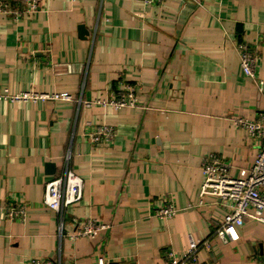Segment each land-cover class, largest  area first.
Masks as SVG:
<instances>
[{"label": "crops", "instance_id": "crops-1", "mask_svg": "<svg viewBox=\"0 0 264 264\" xmlns=\"http://www.w3.org/2000/svg\"><path fill=\"white\" fill-rule=\"evenodd\" d=\"M39 0V10L12 20L0 15V92L67 93L106 99L121 79L139 83L137 106L78 110L74 101L0 102V264H164L188 236L206 241L200 264H258L264 224L245 220L238 240L215 235L225 210L206 199L202 157L249 169L256 142L234 119L264 111V0ZM235 40L256 45L261 91L241 71ZM91 125L115 129L92 146ZM69 169L83 181L67 208L63 232L76 221L109 224L94 240L58 238V214L42 204L45 185ZM172 199L177 212L153 211ZM21 204L24 222L3 216Z\"/></svg>", "mask_w": 264, "mask_h": 264}, {"label": "built area", "instance_id": "built-area-1", "mask_svg": "<svg viewBox=\"0 0 264 264\" xmlns=\"http://www.w3.org/2000/svg\"><path fill=\"white\" fill-rule=\"evenodd\" d=\"M144 5L160 6L165 0H140ZM197 4L195 0H185ZM39 10V0H0V15L14 21ZM234 48L238 55L243 75L254 82L261 91L262 83L256 76L259 59L256 45H248L243 40H235ZM141 90L139 83H129L119 80L109 96L104 100L84 101L81 97L73 99L67 93H36L33 91L10 93L7 89L0 92V102L28 103L45 101H74L78 110L93 106L112 107L115 110L134 108L137 106V94ZM234 123L244 130L248 137L256 142L257 153L252 166L239 171L237 176L231 175V165L220 157L208 153L202 157L200 170L203 183L199 192L198 206H204L206 199L225 210L222 222L215 230V235L223 242L226 239L238 240L236 228L245 220L264 224V111H258L254 120L244 118L234 119ZM89 130L84 133L92 146L107 144L113 141L115 129L108 125L87 124ZM70 151L66 154L65 170L61 176L55 177L45 185L42 204L56 212L59 217L58 238L64 236L70 241L79 238L94 240L102 231L110 228L109 224L96 219L76 221L70 233L63 232V218L67 208L78 203L82 198L83 181L69 169ZM4 218L10 221L24 222L26 209L21 204H8L3 207ZM177 210L172 199H166L163 206L153 211V216L162 219H172ZM206 241L196 240L188 236L187 248L181 255L172 250L164 251V264H200L198 252L207 247ZM30 264H53L51 261L33 260ZM96 264H111L106 258H98ZM258 264H264V254Z\"/></svg>", "mask_w": 264, "mask_h": 264}, {"label": "rangeland", "instance_id": "rangeland-1", "mask_svg": "<svg viewBox=\"0 0 264 264\" xmlns=\"http://www.w3.org/2000/svg\"><path fill=\"white\" fill-rule=\"evenodd\" d=\"M239 41V40H238Z\"/></svg>", "mask_w": 264, "mask_h": 264}]
</instances>
